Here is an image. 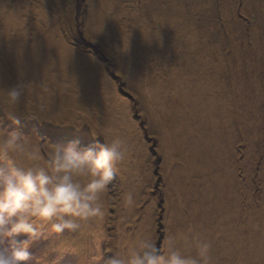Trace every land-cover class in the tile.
I'll list each match as a JSON object with an SVG mask.
<instances>
[{
	"label": "rangeland",
	"instance_id": "374dc122",
	"mask_svg": "<svg viewBox=\"0 0 264 264\" xmlns=\"http://www.w3.org/2000/svg\"><path fill=\"white\" fill-rule=\"evenodd\" d=\"M103 2L0 0V89L25 86L17 106L0 103V130L27 136L45 160L55 145L77 138L83 148L115 130L127 148L101 196L104 220L73 235L45 228L22 264H102L98 250L106 260L126 240L143 235L159 249L180 234L210 242L214 264H264V0H110L101 10ZM163 15L172 28L159 49L143 20ZM89 57L102 69L80 86ZM126 110L131 131L120 124ZM13 239L28 237L8 238L10 247Z\"/></svg>",
	"mask_w": 264,
	"mask_h": 264
},
{
	"label": "clouds",
	"instance_id": "9594fccd",
	"mask_svg": "<svg viewBox=\"0 0 264 264\" xmlns=\"http://www.w3.org/2000/svg\"><path fill=\"white\" fill-rule=\"evenodd\" d=\"M25 93L24 85L0 89V103L11 109ZM14 125L18 115L8 112ZM126 142L119 136L110 141L95 140L81 147L78 139L55 145L45 160L27 136L0 130V264L28 261L29 245L42 237L46 228L55 236L80 234L85 226L102 222L107 214L101 196L117 179V167L126 158ZM124 206L134 207V194L123 196ZM26 234L24 241H6ZM102 238V232L96 233ZM178 241L183 242L181 246ZM195 247V255L185 248ZM161 252V255H157ZM102 264H214L212 245L195 235L170 236L158 249L157 244L141 235L125 241L122 251Z\"/></svg>",
	"mask_w": 264,
	"mask_h": 264
},
{
	"label": "bare ground",
	"instance_id": "6f19581e",
	"mask_svg": "<svg viewBox=\"0 0 264 264\" xmlns=\"http://www.w3.org/2000/svg\"><path fill=\"white\" fill-rule=\"evenodd\" d=\"M108 1H110V0H104V2L103 3H99V4H101L100 5V7H101V10H102V7H103V5H105L106 4V2H108ZM98 6V5H97ZM126 7H127V5H123V8H125L126 9ZM129 7V6H128ZM18 8H20L19 6L16 8V9H14L13 11H12V13H11V16H10V18L12 19V20H15L20 14H19V10H18ZM95 8H96V11L92 14V15H98L99 13H100V11H99V9H98V7H96L95 6ZM135 8H136V6H135ZM122 13H124V12H121V13H119V14H122ZM140 13V12H139ZM139 13L137 14V15H139ZM136 15V16H137ZM165 15H163L162 17H161V19H155V20H152L150 17H148V18H145L144 20H143V23H145L146 24V29L147 30H145V34L147 33L148 34V36L150 35V37L151 38H153V39H155V38H158L159 40H161V46L159 47V49H161L162 47H166V46H168L169 45V38H168V35H166V33L165 32H170V30H171V26H170V23H167L166 22V20H165ZM116 18H114L113 20H115ZM112 20V21H113ZM111 21V22H112ZM151 21H153V22H151ZM93 23L95 24H97L96 26H97V28H99V29H105V27L106 26H104V25H102V24H99V23H105V22H102V21H99V20H97L96 18H94L93 17ZM168 25V26H167ZM4 31V30H3ZM5 32V31H4ZM16 34V33H15ZM18 34V33H17ZM18 35H20V33L18 34ZM21 36V35H20ZM129 37V36H128ZM21 39H22V44L24 45V44H26L27 46H30V44L28 43V41H27V37L26 36H21L20 37ZM131 43H132V41H131ZM131 43H129V44H131ZM137 43H134V45L133 46H131V47H127V50H128V54H130V52H134V51H136L139 47H140V44L139 45H136ZM23 49H26V47H23ZM143 50L145 49L144 47L142 48ZM182 50V48L181 47H179V46H177V50ZM188 48L186 47V50H187ZM193 49H195V47H193L192 48V50ZM43 50L44 51H47V47H44L43 48ZM150 52H153V50H151ZM61 56H67V57H69V56H71V57H73L74 55H75V53L73 52V50L70 52V51H66V52H63V53H61L60 54ZM28 61H29V59L28 58H26ZM89 59H90V66L86 69V71H83V72H85V74H87L88 76H89V78H88V80L87 81H83V82H79V83H81L82 85H80V86H89L90 85V83H91V81L93 80V79H96L97 78V76H96V72H98V71H100L101 69H102V65L96 60V59H94V58H91V57H89ZM92 61V62H91ZM53 62L55 63V61H54V59H53ZM29 63V62H28ZM56 64V63H55ZM33 65V64H32ZM34 66V65H33ZM38 66L41 68L42 67V65L41 64H38ZM35 67V66H34ZM37 69V68H36ZM58 70V69H57ZM63 70V69H62ZM59 71V70H58ZM59 74V73H58ZM33 75V74H32ZM103 75V74H102ZM134 79H136V80H138V77L137 76H135L134 77ZM77 81H81L80 80V77H78V74L73 78V77H71V79H69V82H71V84L72 85H76V83L75 82H77ZM0 85H1V83H0ZM65 85H66V83H64L62 86H64L65 87ZM103 86H105V85H103L102 84V87ZM106 88H108L107 86H105ZM108 91H110V90H108ZM113 91V90H112ZM101 92V87H98V88H96V90H93V92H92V101L93 102H95V95H99V93ZM66 94H67V96H72V93H70V94H68L67 92H66ZM76 95V94H75ZM108 95V94H107ZM79 97V96H78ZM82 98V97H81ZM92 102V104H94ZM68 104V106L71 104V103H67ZM72 104H74V105H76V103H72ZM122 109H128V107H125V106H122L121 107ZM115 109H117L116 107H115ZM123 112H124V110H122ZM129 111V110H128ZM128 111L126 110L125 112H126V115L122 118L123 119V121L122 122H120V124L122 123V124H124L125 125V127L127 128H125V127H122V130H127V131H131V125H132V120H131V118H130V116H129V114H128ZM52 112V111H51ZM109 115H111V114H109ZM58 117H60V115H57ZM103 116V115H102ZM108 116V114H104V116H103V120L106 118ZM127 123V124H126ZM102 130H103V132L104 133H106L105 132V130H104V128L102 127ZM115 135L116 136H121V135H123L124 136V133H121L120 134V132L118 133L116 130H115ZM137 135H139V134H137ZM77 139V138H76ZM123 165H125V163L123 164ZM121 166H122V164H121Z\"/></svg>",
	"mask_w": 264,
	"mask_h": 264
},
{
	"label": "trees",
	"instance_id": "16d2710c",
	"mask_svg": "<svg viewBox=\"0 0 264 264\" xmlns=\"http://www.w3.org/2000/svg\"><path fill=\"white\" fill-rule=\"evenodd\" d=\"M154 20V19H153ZM153 22V21H152ZM81 37L84 39V40H86V38L84 37V35H81Z\"/></svg>",
	"mask_w": 264,
	"mask_h": 264
},
{
	"label": "water",
	"instance_id": "95a60500",
	"mask_svg": "<svg viewBox=\"0 0 264 264\" xmlns=\"http://www.w3.org/2000/svg\"><path fill=\"white\" fill-rule=\"evenodd\" d=\"M81 35H83V33L81 32Z\"/></svg>",
	"mask_w": 264,
	"mask_h": 264
}]
</instances>
